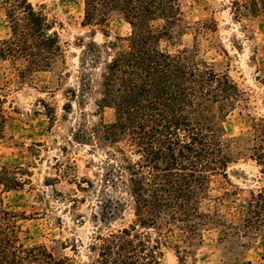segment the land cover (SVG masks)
Returning <instances> with one entry per match:
<instances>
[{
    "label": "trees",
    "instance_id": "1",
    "mask_svg": "<svg viewBox=\"0 0 264 264\" xmlns=\"http://www.w3.org/2000/svg\"><path fill=\"white\" fill-rule=\"evenodd\" d=\"M83 1V25L100 26L104 32L118 16L130 26V33L119 38L123 45L109 46L113 54L100 75L96 106L100 115L110 108L111 118L81 122L73 133L74 139L105 152L96 194L102 220L109 222L129 204L134 214L128 226L96 233L91 264H163L162 247L168 245L184 264L208 231L216 232L223 244L213 264H253L246 256V239L264 236V188L240 205L235 222L223 208L229 192L212 193L211 183L246 156L264 181V116L253 120L245 142L228 134L226 121L243 91L198 50V34L217 36L215 19L191 25L182 0ZM231 3L235 19L264 13V0ZM0 4L10 30L0 39V60L9 61L23 82L49 70L63 51L47 15L29 0ZM191 28L192 46L173 51L161 47L162 40L174 42ZM80 78L76 92L82 96L92 90V80ZM5 102L0 87V142L6 136ZM22 184L14 171L0 169L3 191ZM17 220L14 211L0 206V264H72L54 247L25 245Z\"/></svg>",
    "mask_w": 264,
    "mask_h": 264
},
{
    "label": "rangeland",
    "instance_id": "2",
    "mask_svg": "<svg viewBox=\"0 0 264 264\" xmlns=\"http://www.w3.org/2000/svg\"><path fill=\"white\" fill-rule=\"evenodd\" d=\"M29 1L54 25L63 56L49 70L36 72L25 82L9 61L0 60V87L6 94L8 115L6 136L0 142V169L14 171L23 182L10 191L0 185V206L18 216L17 233L25 245L44 243L67 255L72 264H91L90 246L96 233L128 226L134 214L129 204L109 222L102 220L96 194L105 152L91 142L74 139L73 133L81 122L90 125L99 116L111 118L110 108L100 115L96 106L100 75L113 54L109 46L112 42L123 45L119 38L130 33V26L118 16L108 21L104 32L100 26L83 25V0ZM182 4L191 25L208 18L216 21L217 36L197 35L199 55L213 62L216 70L227 71L243 91L226 129L245 142L253 120L264 116V13L235 19L231 0H182ZM9 32L0 4V39ZM194 42L191 28L174 42L162 40L161 47L173 51ZM82 75L90 77L92 90L80 96L76 91ZM263 182L259 167L246 156L230 165L226 176H214L211 187L215 194L229 192L223 208L236 222L240 205L252 192L264 188ZM216 235L208 231L204 243L186 256L184 264H213L223 249ZM246 240L247 258L253 264H264V236ZM162 251L163 264H182L169 245Z\"/></svg>",
    "mask_w": 264,
    "mask_h": 264
}]
</instances>
